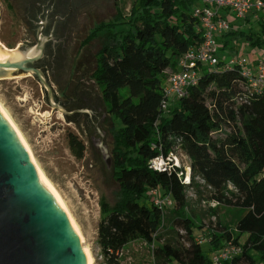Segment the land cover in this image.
<instances>
[{
    "label": "trees",
    "instance_id": "obj_1",
    "mask_svg": "<svg viewBox=\"0 0 264 264\" xmlns=\"http://www.w3.org/2000/svg\"><path fill=\"white\" fill-rule=\"evenodd\" d=\"M196 1L133 0L126 17L117 12L83 40L88 43L103 29L108 31L90 74L108 113L119 120L110 149L111 175L119 197L113 203L101 199L97 224L103 264H122L119 253L132 240L152 244L166 214L152 203L151 188L171 196L174 205L167 211V221L187 242L165 241L155 246L154 264L171 260L212 264L210 254L222 240L239 245L241 253L217 264L264 260V86L261 92L251 91L237 66L224 68L220 62L201 69L184 96L166 110L160 109L166 72L176 70L180 55L199 42V21L192 14ZM248 20L258 24V32L231 29L221 35L220 48L230 47V40L238 36L261 46L264 13ZM119 23H126V28L112 30ZM223 126L228 127L227 133H222ZM68 143L72 153L81 157L83 143L72 134ZM176 145L190 159L189 183L182 182L179 168L154 170L148 165L150 159L166 156ZM200 186L211 189L212 199L219 204L244 211L233 230L211 232L209 253L195 240V222L187 213V190ZM227 191L235 201L226 197ZM178 229L185 233L181 235Z\"/></svg>",
    "mask_w": 264,
    "mask_h": 264
},
{
    "label": "rangeland",
    "instance_id": "obj_2",
    "mask_svg": "<svg viewBox=\"0 0 264 264\" xmlns=\"http://www.w3.org/2000/svg\"><path fill=\"white\" fill-rule=\"evenodd\" d=\"M132 2L0 0V43L4 47L13 50L18 45L31 47L38 39L43 42L42 53L28 64L37 68L40 76L32 71L11 68V73L0 76V103L19 128L36 163L79 226L83 245L88 247L93 264H103L96 242L100 201L105 199L113 203L119 197L110 161L113 134L119 127V120L108 113L90 74L95 67V55L106 40L108 31L103 29L88 43L84 44L83 40L96 25L111 21L117 12L126 17ZM247 22L241 21L240 25L234 22L232 30L239 27L244 32L248 29L258 32L257 23ZM126 26V23H119L112 30L118 31ZM260 37L261 46L250 45L242 36L231 39L228 48H220V42L216 55L225 62L234 55L249 60L261 58L264 55V33ZM20 52L23 53H15L22 56ZM203 69L208 70V67ZM170 72L169 69L166 77ZM228 131V127L223 126L222 133ZM70 134L84 145L79 158L69 147ZM174 153L186 170L190 163L188 156L180 147H175ZM213 195V191L205 186L187 190V213L195 222L193 235L197 241L203 240L199 244L208 253L211 232L233 230L236 219L244 212L225 203L210 205L208 202L215 201ZM225 195L235 201L230 192H225ZM171 208H165L164 225L155 233L152 244L139 239L124 245L119 254L122 264H154L152 250L165 241L187 245L185 238L182 240L175 233L176 229L169 226L167 211ZM221 243L220 247H224L225 241ZM169 264L178 263L171 260ZM258 264H264V260L258 261Z\"/></svg>",
    "mask_w": 264,
    "mask_h": 264
},
{
    "label": "water",
    "instance_id": "obj_3",
    "mask_svg": "<svg viewBox=\"0 0 264 264\" xmlns=\"http://www.w3.org/2000/svg\"><path fill=\"white\" fill-rule=\"evenodd\" d=\"M42 40L19 51L32 50L18 62H0L6 68L40 71L30 67L42 53ZM0 264H85L70 225L44 188L33 177L23 140L0 112Z\"/></svg>",
    "mask_w": 264,
    "mask_h": 264
},
{
    "label": "built area",
    "instance_id": "obj_4",
    "mask_svg": "<svg viewBox=\"0 0 264 264\" xmlns=\"http://www.w3.org/2000/svg\"><path fill=\"white\" fill-rule=\"evenodd\" d=\"M198 4L192 9V14L198 18L197 31L200 39L198 44L188 48L177 60L176 70L168 73L162 83V99L160 109L166 110L168 106L181 96L187 93V88L197 82L199 71L202 67L214 68L222 62L224 68L237 66L241 75L245 78L249 89L253 92H261L264 86V55L261 58H251L232 56L228 62L217 57L219 48L218 38L232 29L227 14H222L226 10L234 16V20L240 25L241 21L248 24V19H257L264 13V0H197ZM249 21V20H248ZM239 28V27H238ZM236 27L235 30L238 29ZM175 147H179L176 145ZM173 147L166 156L159 154L149 160L148 165L154 170L170 171L175 168L181 169L178 175L182 176V182L189 183L191 169L190 165L185 170L181 167L177 154ZM200 183L202 180L196 178ZM152 203L157 206L162 213L166 207H173L174 201L169 194L160 195L155 188L149 190ZM215 206L217 201L208 202ZM183 235L185 231L178 229ZM197 241V239H195ZM209 241V239L207 238ZM198 243L203 242L197 241ZM241 253V247L225 241V246L220 247L210 254L212 264H217L220 260L229 259ZM120 254V253H119ZM258 264V263H257Z\"/></svg>",
    "mask_w": 264,
    "mask_h": 264
},
{
    "label": "bare ground",
    "instance_id": "obj_5",
    "mask_svg": "<svg viewBox=\"0 0 264 264\" xmlns=\"http://www.w3.org/2000/svg\"><path fill=\"white\" fill-rule=\"evenodd\" d=\"M16 51H19V50H16V48L13 49V50L12 49L9 50L7 47H4L0 43V62H4V63L8 62V61H10V62H18V61H21L24 58L30 57L33 54L32 50H28L26 53H21L20 52L22 54V56H20L19 54L15 53ZM11 71H12L11 68H6V75H8V73H11ZM0 112L9 120L14 132L23 140L25 148H26V150L28 152V155H29V161H30V165H31V168H32L33 177L38 181V183L48 193V195L52 199L54 205L58 208V210H60V212L62 213V215L67 220L68 224L70 225V227L72 229V232H73V234L75 235V237L77 239L79 248H80V250H81V252H82V254L84 256L85 264H93L92 263L93 258H92V255H91L88 247L83 245V236H82V233L80 231L79 226L77 225L76 221L74 220L72 214L70 213L69 209L67 208L65 202L61 198V196L58 193V191L56 190V188L48 180V178L45 176L43 171L40 169V167L36 163L28 143L26 142V140L23 137V135L21 134L19 128L16 126V124L12 120L11 116L6 111V109L2 106L1 103H0Z\"/></svg>",
    "mask_w": 264,
    "mask_h": 264
},
{
    "label": "crops",
    "instance_id": "obj_6",
    "mask_svg": "<svg viewBox=\"0 0 264 264\" xmlns=\"http://www.w3.org/2000/svg\"><path fill=\"white\" fill-rule=\"evenodd\" d=\"M198 4V2H196L194 5H193V7L195 6V5H197ZM221 13L222 14H227V16H228V18H229V20H230V23H231V25H234V22H236V20H234V16L231 14V13H228L226 10H222L221 11ZM234 29V28H233ZM229 37H227V39H228ZM223 39V37L222 36H220L219 38H218V41H219V43H220V40H222ZM222 44V43H221ZM230 45H231V43H230ZM222 46V45H221ZM202 69H203V67H202ZM135 240H139V239H135ZM142 240V239H141ZM132 241H134V240H132ZM144 241V240H143ZM131 242V241H130ZM129 243V242H128ZM127 243V244H128ZM126 244V245H127Z\"/></svg>",
    "mask_w": 264,
    "mask_h": 264
},
{
    "label": "flooded vegetation",
    "instance_id": "obj_7",
    "mask_svg": "<svg viewBox=\"0 0 264 264\" xmlns=\"http://www.w3.org/2000/svg\"><path fill=\"white\" fill-rule=\"evenodd\" d=\"M63 101V100H62ZM69 102V101H68ZM76 110V109H75ZM69 113V112H68Z\"/></svg>",
    "mask_w": 264,
    "mask_h": 264
}]
</instances>
